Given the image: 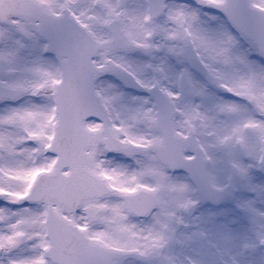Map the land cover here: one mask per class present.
<instances>
[{
  "label": "snow or ice",
  "instance_id": "obj_1",
  "mask_svg": "<svg viewBox=\"0 0 264 264\" xmlns=\"http://www.w3.org/2000/svg\"><path fill=\"white\" fill-rule=\"evenodd\" d=\"M0 264H264V0H0Z\"/></svg>",
  "mask_w": 264,
  "mask_h": 264
}]
</instances>
